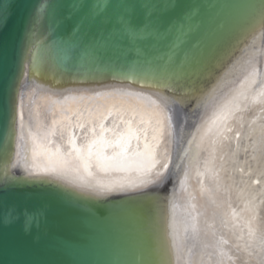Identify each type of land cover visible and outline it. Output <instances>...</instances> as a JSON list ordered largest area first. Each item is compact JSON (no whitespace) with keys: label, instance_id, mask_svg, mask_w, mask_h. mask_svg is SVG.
I'll return each instance as SVG.
<instances>
[{"label":"bare ground","instance_id":"bare-ground-1","mask_svg":"<svg viewBox=\"0 0 264 264\" xmlns=\"http://www.w3.org/2000/svg\"><path fill=\"white\" fill-rule=\"evenodd\" d=\"M47 5L27 34L0 188L106 215L124 264H264V0H209L187 46L132 53L131 68L69 60Z\"/></svg>","mask_w":264,"mask_h":264},{"label":"water","instance_id":"water-1","mask_svg":"<svg viewBox=\"0 0 264 264\" xmlns=\"http://www.w3.org/2000/svg\"><path fill=\"white\" fill-rule=\"evenodd\" d=\"M46 3L51 40L68 59L131 68L141 61L132 53L180 36L168 52L187 46L192 36L183 34L209 0H0V149L27 34ZM101 215L45 187L0 188V264H124L119 235Z\"/></svg>","mask_w":264,"mask_h":264}]
</instances>
